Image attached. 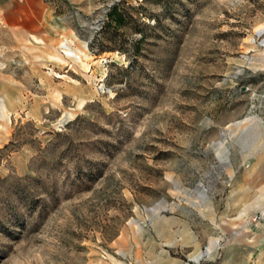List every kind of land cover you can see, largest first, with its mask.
I'll list each match as a JSON object with an SVG mask.
<instances>
[{
  "label": "rangeland",
  "instance_id": "1",
  "mask_svg": "<svg viewBox=\"0 0 264 264\" xmlns=\"http://www.w3.org/2000/svg\"><path fill=\"white\" fill-rule=\"evenodd\" d=\"M43 1L0 27V264H264V0Z\"/></svg>",
  "mask_w": 264,
  "mask_h": 264
},
{
  "label": "crops",
  "instance_id": "2",
  "mask_svg": "<svg viewBox=\"0 0 264 264\" xmlns=\"http://www.w3.org/2000/svg\"><path fill=\"white\" fill-rule=\"evenodd\" d=\"M49 13L43 0H0V27L37 35L50 19Z\"/></svg>",
  "mask_w": 264,
  "mask_h": 264
},
{
  "label": "trees",
  "instance_id": "3",
  "mask_svg": "<svg viewBox=\"0 0 264 264\" xmlns=\"http://www.w3.org/2000/svg\"><path fill=\"white\" fill-rule=\"evenodd\" d=\"M105 19L108 22H111L113 26H121L124 23V16L123 14L118 11L117 6H111L108 11L105 13Z\"/></svg>",
  "mask_w": 264,
  "mask_h": 264
}]
</instances>
